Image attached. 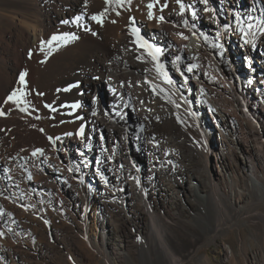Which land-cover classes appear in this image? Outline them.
Wrapping results in <instances>:
<instances>
[{
  "label": "bare ground",
  "instance_id": "1",
  "mask_svg": "<svg viewBox=\"0 0 264 264\" xmlns=\"http://www.w3.org/2000/svg\"><path fill=\"white\" fill-rule=\"evenodd\" d=\"M150 2L154 0H131L130 4L125 3L123 6L115 3L107 5L105 0H0V111L5 113L0 116V149L10 155L17 151L23 154L25 152L23 156L14 155L13 160L27 169L30 164L44 160L49 165V170L56 175L65 174L61 155L71 153V150L76 155L77 169L86 160L95 159L92 161L95 171L100 172L104 165L99 156L104 154L106 165L116 169L117 163L112 162V156H116L115 151L111 146L106 148L102 141L100 144L96 142L93 128L89 130L88 127L93 116L92 110L82 108L81 104L86 97H90L85 95V89L91 92L90 85L94 84L99 74L110 86L112 105L116 104L115 100L119 102L126 91H133L138 95L137 113L142 121L138 122L136 130L142 136L150 133L145 146L149 154V181L158 182L163 208L167 210V221L162 223L161 228L155 221L157 216L151 214L146 217L157 227L154 228V237L151 235L154 244L144 241L139 246L149 260L153 253L157 255L158 247L169 248L167 254L163 255L164 261L167 264H182L180 260L172 257L169 247V240L177 235L176 224L180 220L179 216L178 218L173 214L174 210H185V213H188L200 207L202 209L208 198H217L216 202H221L228 189L240 183L245 189L251 187V196H258L259 201L264 202V132L261 129L264 128V102L258 97L259 94H253L254 97L257 96L258 101L253 100L255 106L248 104L246 79L239 80L238 70L246 75L253 69L248 64L241 65L235 61V57L231 56L223 44L225 39L220 38L218 29L214 28L213 32L221 42L207 43L199 39L196 43L195 39L190 37V26L194 27L193 22L181 14L176 0H160L153 8L158 13L154 20L148 18L149 10L146 5ZM182 2L186 6L189 4L187 0ZM164 3L168 6L161 11V5ZM198 5L203 11L205 23L218 27L215 13L209 11L208 6L201 0ZM114 10L119 15L113 13L114 16L109 17L111 22L108 27L102 29L100 36L94 37V34H98L94 33L96 27L91 17L100 13H104V17L109 16ZM108 11L110 13L107 15ZM161 16L163 21L159 20ZM133 28L139 29V34L145 33V39L153 46V50H160L156 60L148 54L147 49L132 48L130 41L136 42ZM230 34L238 37L235 33ZM72 35L78 39H71ZM52 36H66L69 39L66 42H51L50 47L43 44L41 50L42 42L50 41ZM23 39L28 42L24 48L21 47ZM62 45L70 47L61 50ZM243 49L246 50L244 46ZM143 58L145 60H142ZM158 65L163 66L162 71L166 73L167 78L174 80V83H166L165 76L157 71ZM32 67L35 69V77L30 80L27 75L28 86L25 89L30 87L29 89L34 90L42 120L48 126L52 124L45 142L40 147L41 151L35 155L33 152L27 153L31 143L26 140L30 132L28 126L36 111L28 105L27 111H21L25 105L6 102L13 91L23 88L19 83L20 74ZM100 70L102 72H99ZM129 84H134V88L131 89ZM64 91L67 92L63 95ZM57 93L62 95L56 98ZM77 104L79 107L74 108L73 105ZM143 104L149 105L147 121L142 110ZM60 105L62 110L54 109ZM202 115L210 119L216 136L220 138L218 152L214 154L217 176L215 186L213 183H207L200 175L199 163L192 159L197 155L191 152L192 157L188 153L183 154V157L179 153L182 146L175 148L176 143L171 141L173 138L178 140L182 132L181 127H178L179 122L176 123L177 127L175 124L178 117H182L196 126L205 143L204 133L198 125ZM163 116L172 118L169 131L156 127L155 119ZM118 117L123 128L130 132L125 119L119 114ZM73 118L76 121L70 124L69 121ZM102 124L111 135L121 131L120 124L113 117H107ZM80 128L84 129L83 136L79 134ZM119 154L121 157L117 156V160L120 158L119 163L125 164L127 160L124 158V151L121 150ZM177 158L180 162L175 165ZM177 166L181 175L176 173ZM114 175V181L119 184L120 190L109 191L104 188L100 193L102 204L107 211L115 206L114 200L122 199L126 185L132 188L135 198H142L141 192L137 191L134 181L128 176L131 175L129 172ZM185 175L188 177L187 183L181 178ZM36 179L39 177L36 176ZM53 180L55 179L44 181L40 186L50 189L53 187ZM195 180H200L204 187L203 196L197 194L199 199L195 198L193 191L197 186ZM38 181L33 179L35 183H39ZM149 186L152 188V183H149ZM181 186L183 187L180 188ZM238 200L239 197L234 202L240 203ZM236 212L245 214L247 210L239 208ZM113 230L117 238L114 241L109 238L108 245H112L114 249L117 247L115 255L116 259H119L136 244L131 243L130 238H126L118 228L114 227ZM164 239L167 241H163L161 246L157 245ZM222 251L223 260L232 258L229 244L223 243ZM250 259L248 264H264V244L253 251ZM202 262L209 264L206 257L202 258Z\"/></svg>",
  "mask_w": 264,
  "mask_h": 264
},
{
  "label": "rangeland",
  "instance_id": "2",
  "mask_svg": "<svg viewBox=\"0 0 264 264\" xmlns=\"http://www.w3.org/2000/svg\"><path fill=\"white\" fill-rule=\"evenodd\" d=\"M187 2L189 4L185 5L183 15L185 19L193 22L194 27L190 26L191 39H195L196 43L199 39L207 43L221 42L213 32L214 28L218 29L220 38L225 39L223 44L231 56L235 57V61L239 64H248L253 69L249 72L244 65L248 71L246 75L239 70L240 77L236 75L240 81L246 79L245 86L248 88V93L245 94L248 104L255 106L253 100L258 101L257 96L254 97L255 94H259L258 97L264 102V0H208L207 6L209 9H214L220 28L214 27L211 23H205L203 11L198 5L199 0H187ZM111 12L108 11L107 15L109 13L110 15L103 17L102 25L94 21V27H96L94 33L98 34H94V37L100 36L102 29L108 27L107 25L111 22L114 16L112 14L118 13L115 10ZM193 12H195L194 16ZM153 13L154 16L158 14L154 9ZM171 18L175 17L171 16ZM248 25L252 27L249 28ZM244 31L249 33L247 37L244 36ZM231 32L237 34L238 39L233 37ZM140 34L146 41L145 33ZM245 39L250 40L251 43L245 44ZM22 41L21 47L24 48L28 42L26 39ZM130 43L133 45L132 48L140 50L141 47L135 41ZM66 46L62 45L60 49L70 47ZM30 69L27 70L28 77L34 80L35 69L33 67ZM102 77L99 74L94 84L90 85L91 92L85 89V95L90 97H86L81 106L92 110L93 116L88 127L89 130L93 128L96 142L100 144L102 141L106 144V148L111 146L115 151L116 156H112L113 160H111L117 163L116 169L106 165L105 154L99 156L104 165L100 172L95 171L92 162L95 159L86 160L77 169L76 155L71 150V153L61 155L65 174L56 175L49 170V165L44 160L41 163L30 164L27 169L13 160L14 155L23 156L25 152L23 154L17 151L10 155L0 149V233H3L0 236V264H167L163 255L167 254L169 248L158 247L157 255L153 253L149 260L139 246L144 241L154 244L152 237H154V228L157 227L150 218L147 220L146 217H150L151 214L157 216L155 221L161 228L162 223L167 221V210L163 208V198L159 192L158 182L149 181L147 162L149 154L145 146L149 141L150 133L142 136L136 130L138 122H142L137 113L138 95L128 90L121 96L119 102L115 100L116 104L112 105L110 86ZM147 83L150 82L147 81ZM130 87L133 89L134 84ZM29 88L28 90L24 88L25 92L32 94H27L25 99H28L27 102L30 105H27L36 113L28 126L30 132L26 141L31 143V148H28L27 153H36L45 142L52 124L48 126L42 120L34 90ZM102 88L106 89L105 102L99 94ZM66 92L64 91L63 95ZM57 94L56 98L62 95V93ZM147 107L149 105L143 104L142 110L146 121L149 118ZM54 109L62 110L63 107L55 106ZM105 114L108 118L113 117L120 124V132H115L113 135L108 133L102 124V121L107 118ZM118 114L128 123L130 132L123 128ZM75 121L76 119L73 118L69 122L71 124ZM176 123L179 129L181 127L182 132L178 140L175 138L171 140L176 143L175 148L182 146L179 152L181 155L185 153L190 155L191 152L196 154L197 157L190 156L199 163L200 175L207 183L209 182L210 185L213 183L215 186L217 176L214 169V154L218 152L220 138L216 136L210 119L208 120L204 115L199 119L198 125L204 133L205 143L195 125L182 117H178ZM155 124L159 130L169 131L168 127L172 125V118L171 116L156 118ZM261 129L264 132V128L261 127ZM121 150L124 151V158L127 160L125 164L119 163L120 158L117 160V156L121 157L119 154ZM176 161L175 165L180 162L178 158ZM220 165L222 166L221 163ZM126 172L131 174L128 176L134 181L142 198H135L132 188L126 185L122 199L114 200L115 206L107 211L102 204L100 193L104 188L109 191L120 190L119 184L114 181V174ZM176 173L181 175L178 166ZM36 176L39 179H36ZM53 178L54 184L50 189H43L40 186V183ZM181 178L185 183L188 182L186 175ZM33 179L39 180V183L33 182ZM194 182L197 184L196 190L193 188L195 198L199 199L197 194L203 196L204 187L200 180ZM149 183H152V188ZM234 186L228 189L221 202L220 200L216 202L217 198L212 200L208 198L202 209L200 207L188 213H185V210L173 211L175 217L179 216L181 220L178 219L179 222L176 224L179 225L176 226L177 235L169 240L170 253L174 259L180 260L182 264H203V257L207 258L209 264H248L250 262L253 251L264 244V202L259 201L258 196H251L249 191L251 187L245 189L241 183ZM238 197L240 203H235ZM239 208H245L247 213L237 214L236 211ZM114 227L118 228L126 238L129 237L131 243L136 244L119 259H116L115 255L117 247L114 249L112 245H108L109 238L113 241L117 238L116 233H113ZM104 228L106 229L102 232ZM163 241L167 240L164 239L157 245L161 246ZM223 243L229 244L232 249V258L227 261L223 260Z\"/></svg>",
  "mask_w": 264,
  "mask_h": 264
},
{
  "label": "snow or ice",
  "instance_id": "3",
  "mask_svg": "<svg viewBox=\"0 0 264 264\" xmlns=\"http://www.w3.org/2000/svg\"><path fill=\"white\" fill-rule=\"evenodd\" d=\"M160 2V0H154V2H150L146 5L147 9L149 10L148 11V18L149 19H154V13L152 11V9L155 7L156 4H158ZM201 2L205 5L208 4V0H201ZM117 4L119 6H123L125 3L127 4H130L131 3V0H105V4L107 5H111V4ZM176 3L179 5L180 7V10H181V14H183V11L185 9V5L183 4L182 0H176ZM168 5L167 3H164L163 5H161V11L163 10V8H166ZM209 11H214V9H208ZM117 15H119V13H117ZM192 15L194 16L195 15V12L192 13ZM103 17H104V13H100L98 15H93L91 17V19L93 21H96L98 24H103ZM163 16L159 17V20L163 21ZM113 23H115V21H112ZM65 23H68V21H65ZM186 23V22H185ZM249 28H251L252 26L251 25H248ZM243 31V29H242ZM132 33L133 35L136 37V43L141 47V48H145L148 50V54L150 56H152L153 60H156L157 59V54L160 52L159 49H155L153 50V46L148 44L147 41H145L143 39V37L140 36L139 34V29L137 28H133L132 29ZM249 35V33L247 31H244V36L247 37ZM71 39L75 40V39H78L77 36L75 35H72L70 37ZM67 39H69V37H66V36H52L51 37V40L48 41V42H42V47H41V50H43V44H47L49 47L51 46V42H54V41H59V40H63V41H67ZM244 43L245 44H249L251 43L250 40L248 39H245L244 40ZM31 55V54H30ZM43 62V61H42ZM162 68L163 66L162 65H158L157 66V71L158 72H161L162 75L165 76V80H166V83L168 84H172L173 81L169 78H167V75L166 73H164L162 71ZM189 71H191V68L188 69ZM28 73L27 72H23L20 74L19 76V83L23 86V88H26L27 87V81H26V77H27ZM23 88H18L16 89L15 91H13L8 97H7V101L6 102H11L15 105H25V107H22L20 110L21 111H27V100L25 99V97L27 96V92H25L23 90ZM47 107V105H46ZM74 108H78L79 105H73ZM5 113L3 111H0V116H4ZM41 131H43V129H41ZM70 134V133H69ZM79 134L81 136H83L84 134V129L83 128H80L79 129ZM51 139V138H49ZM37 151H41V150H37ZM36 153H33V155H35ZM3 233H0V236H2Z\"/></svg>",
  "mask_w": 264,
  "mask_h": 264
},
{
  "label": "water",
  "instance_id": "4",
  "mask_svg": "<svg viewBox=\"0 0 264 264\" xmlns=\"http://www.w3.org/2000/svg\"><path fill=\"white\" fill-rule=\"evenodd\" d=\"M100 96L104 99V102H105V99H106V89L105 88H102L100 90Z\"/></svg>",
  "mask_w": 264,
  "mask_h": 264
}]
</instances>
